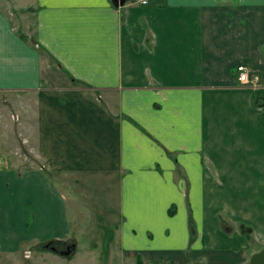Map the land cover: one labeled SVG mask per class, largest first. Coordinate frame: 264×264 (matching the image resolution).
<instances>
[{"label": "crops", "instance_id": "1", "mask_svg": "<svg viewBox=\"0 0 264 264\" xmlns=\"http://www.w3.org/2000/svg\"><path fill=\"white\" fill-rule=\"evenodd\" d=\"M130 1L0 0V264L100 218L95 189L122 259L264 249V0Z\"/></svg>", "mask_w": 264, "mask_h": 264}, {"label": "rangeland", "instance_id": "2", "mask_svg": "<svg viewBox=\"0 0 264 264\" xmlns=\"http://www.w3.org/2000/svg\"><path fill=\"white\" fill-rule=\"evenodd\" d=\"M33 28V23L29 19L28 27L26 26L23 28L29 39L34 37ZM1 103H3L2 99H0V115L2 114ZM3 112H5V110ZM7 115L9 117V114ZM8 117L5 116V119H8ZM8 121L10 120L8 119ZM5 126V121H2L0 118V132L7 131ZM13 151L14 143L11 139H0V162L10 161L13 156ZM23 151L26 152V149L24 148ZM31 159L35 165L42 164V161L36 156ZM93 191L97 193L95 200L102 199L103 201H107L104 194H101L100 189H95ZM103 201L99 203L100 210L98 216L100 218L97 217L98 219H96V215L92 216V213L85 209L84 212L86 216L82 220H74L76 225L80 223V226L72 230L74 233L73 235L63 240L50 239L39 245L33 246L31 249L30 247H26L27 244H25L17 253V262L13 264H135V257L121 258L118 247V221L107 219L105 214L107 210L104 212L103 209H106L108 205H106L107 202L103 203ZM31 226L32 217L31 214H29L25 229ZM72 226H74V224ZM24 247L28 249L22 251Z\"/></svg>", "mask_w": 264, "mask_h": 264}, {"label": "built area", "instance_id": "3", "mask_svg": "<svg viewBox=\"0 0 264 264\" xmlns=\"http://www.w3.org/2000/svg\"><path fill=\"white\" fill-rule=\"evenodd\" d=\"M149 0H131V3L146 5ZM259 74L248 65L239 63L236 65V81L240 85L256 86L259 84Z\"/></svg>", "mask_w": 264, "mask_h": 264}, {"label": "water", "instance_id": "4", "mask_svg": "<svg viewBox=\"0 0 264 264\" xmlns=\"http://www.w3.org/2000/svg\"><path fill=\"white\" fill-rule=\"evenodd\" d=\"M125 0H115V5H122ZM249 264H264V249L253 253L249 258Z\"/></svg>", "mask_w": 264, "mask_h": 264}, {"label": "trees", "instance_id": "5", "mask_svg": "<svg viewBox=\"0 0 264 264\" xmlns=\"http://www.w3.org/2000/svg\"><path fill=\"white\" fill-rule=\"evenodd\" d=\"M168 213H173V207H170L169 209H168ZM189 225H190V227H191V225H192V223H191V220H190V222H189ZM190 229H192V228H190ZM249 236V235H248ZM135 264H144V262H143V258L140 256V255H137L136 257H135Z\"/></svg>", "mask_w": 264, "mask_h": 264}]
</instances>
